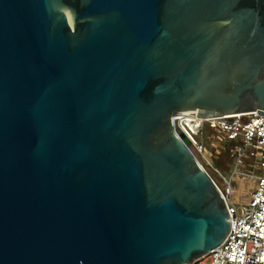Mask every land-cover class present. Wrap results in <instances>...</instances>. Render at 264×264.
I'll list each match as a JSON object with an SVG mask.
<instances>
[{"label":"water","instance_id":"water-1","mask_svg":"<svg viewBox=\"0 0 264 264\" xmlns=\"http://www.w3.org/2000/svg\"><path fill=\"white\" fill-rule=\"evenodd\" d=\"M264 114V0H0V264H188L231 229L177 114Z\"/></svg>","mask_w":264,"mask_h":264},{"label":"built area","instance_id":"built-area-1","mask_svg":"<svg viewBox=\"0 0 264 264\" xmlns=\"http://www.w3.org/2000/svg\"><path fill=\"white\" fill-rule=\"evenodd\" d=\"M197 114H177L175 131L188 141V149L222 194L231 229L219 247L188 264H264V114L255 111L211 119ZM206 141L214 158L221 157L224 151L230 154V179L213 169L223 180L224 189L199 159L211 166L205 155ZM233 180H247L255 185L250 189L233 188ZM237 196L245 201L240 203L235 199Z\"/></svg>","mask_w":264,"mask_h":264},{"label":"rangeland","instance_id":"rangeland-1","mask_svg":"<svg viewBox=\"0 0 264 264\" xmlns=\"http://www.w3.org/2000/svg\"><path fill=\"white\" fill-rule=\"evenodd\" d=\"M207 132L209 131V129H206ZM205 134L207 135V133L205 132ZM204 144H206V150H205V155L207 156V158L210 160L211 166L207 165V163H205V161L203 160V158L199 157L200 161L203 163V165H205V167L207 168L208 172L210 173V175L215 179V181L217 182V184L224 189L225 185L223 183V180L221 179V177L216 174L214 172L213 169H218L220 170V172L227 178L230 179L231 178V168H232V162L229 161L230 158V154L228 151H224L222 156L220 157V160H217L216 158L213 157V154L210 150H208L207 145L210 146V143H208L207 141L204 142ZM229 157L226 161L225 164V159ZM254 182L251 181H247V180H240V181H232V186L233 188H241V189H245V187H247V189L253 188L254 187ZM236 200H238L240 203H243L245 201V199L241 196H237L235 197Z\"/></svg>","mask_w":264,"mask_h":264},{"label":"trees","instance_id":"trees-1","mask_svg":"<svg viewBox=\"0 0 264 264\" xmlns=\"http://www.w3.org/2000/svg\"><path fill=\"white\" fill-rule=\"evenodd\" d=\"M228 158H229V157H227V158L225 159V164H226V161H227ZM217 160H220V157H219ZM229 161L231 162V159H230V158H229Z\"/></svg>","mask_w":264,"mask_h":264},{"label":"bare ground","instance_id":"bare-ground-1","mask_svg":"<svg viewBox=\"0 0 264 264\" xmlns=\"http://www.w3.org/2000/svg\"><path fill=\"white\" fill-rule=\"evenodd\" d=\"M235 115H237V114H235ZM231 117V116H230Z\"/></svg>","mask_w":264,"mask_h":264}]
</instances>
